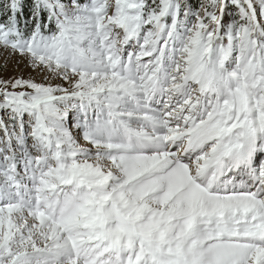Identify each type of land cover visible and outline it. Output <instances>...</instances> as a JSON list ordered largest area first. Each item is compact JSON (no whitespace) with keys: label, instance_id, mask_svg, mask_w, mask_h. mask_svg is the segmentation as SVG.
<instances>
[{"label":"snow or ice","instance_id":"6c2138e0","mask_svg":"<svg viewBox=\"0 0 264 264\" xmlns=\"http://www.w3.org/2000/svg\"><path fill=\"white\" fill-rule=\"evenodd\" d=\"M0 49V264H264V0H0Z\"/></svg>","mask_w":264,"mask_h":264},{"label":"rangeland","instance_id":"374dc122","mask_svg":"<svg viewBox=\"0 0 264 264\" xmlns=\"http://www.w3.org/2000/svg\"><path fill=\"white\" fill-rule=\"evenodd\" d=\"M195 7H199L200 4H206L207 0H189ZM234 13L235 9L232 8L229 10ZM19 57H11L5 60V54L3 49H0V65L7 64L6 68L0 67V78L8 79L13 76L22 75L25 78L31 76L37 80H39L40 74L34 72L31 68L26 67L23 63L19 62ZM3 116V113H0V117ZM22 171V169H20Z\"/></svg>","mask_w":264,"mask_h":264}]
</instances>
